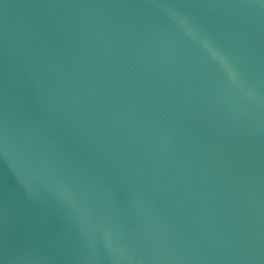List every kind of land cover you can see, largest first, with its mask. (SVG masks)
Wrapping results in <instances>:
<instances>
[{"label":"water","instance_id":"95a60500","mask_svg":"<svg viewBox=\"0 0 264 264\" xmlns=\"http://www.w3.org/2000/svg\"><path fill=\"white\" fill-rule=\"evenodd\" d=\"M0 264H264V0H0Z\"/></svg>","mask_w":264,"mask_h":264}]
</instances>
